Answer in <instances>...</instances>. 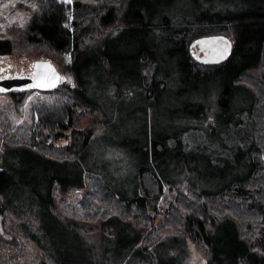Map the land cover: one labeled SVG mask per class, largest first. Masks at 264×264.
<instances>
[{"label":"trees","instance_id":"trees-1","mask_svg":"<svg viewBox=\"0 0 264 264\" xmlns=\"http://www.w3.org/2000/svg\"><path fill=\"white\" fill-rule=\"evenodd\" d=\"M192 1L199 6L198 18L177 20L173 27L172 37H181L186 48L182 49L183 61L178 66L193 71H200L202 66L204 70L230 71H224L229 76L222 79L219 106L227 109L238 92L246 101L240 112L246 115L242 140L246 142L249 172L235 176L216 192L180 190L170 184L168 190L174 196L165 209L160 205L167 185L151 168H142L137 174L133 199L117 195L92 172L81 173L78 182L70 186L63 178L53 180L48 192L53 198L58 192L64 200L72 190H84L80 218L64 219L86 227V233L112 232L118 226L131 230L136 241L133 250L140 256L135 264L153 257L167 231L179 237L184 233L196 242L208 255L209 264H264V0ZM145 8V2L136 0H0V58L49 59L63 74L61 84L51 91L2 93L9 101L0 107V157L4 149L24 150L58 164L60 169L81 158L96 132L111 127L102 119L84 124L85 118L95 117L100 109L85 94L83 84L94 79L93 71L106 74L115 60L145 96H150L154 85L164 87L160 60L146 45L136 38L129 42V50L135 54L128 64L120 53L129 50L118 49L126 48V38L113 41L117 32L131 31L138 36L159 27L147 20ZM16 15L25 18L23 26L13 23ZM212 34L232 37L233 53L221 64H200L191 57L189 44ZM111 51L120 52L116 59L111 58ZM90 52L94 57H89ZM33 92L39 93V98L28 106L30 127L15 126L17 114ZM25 130L29 135L23 141L17 140ZM62 139L67 143L56 147ZM2 174L4 171H0V177ZM57 180L59 185L53 187ZM54 208L57 210L56 203ZM0 212L6 223L9 214L6 210ZM9 233L10 240L0 234V264H24L22 258L30 243L26 234L30 233L21 234L14 228ZM36 249L45 257L46 253ZM47 258L57 264L52 257ZM47 258L41 264H48Z\"/></svg>","mask_w":264,"mask_h":264},{"label":"rangeland","instance_id":"rangeland-1","mask_svg":"<svg viewBox=\"0 0 264 264\" xmlns=\"http://www.w3.org/2000/svg\"><path fill=\"white\" fill-rule=\"evenodd\" d=\"M136 1L146 3L147 20L159 27L149 28L146 34L138 36L131 31L117 32L113 41L118 43L126 38V48L118 49L129 50V42L135 38L146 45L160 60L159 75L165 80L164 87L154 85L150 96H145L144 90L128 78L125 68L120 70L115 60L109 64L106 74L93 71L94 79L83 84L85 94L100 109L95 117L85 118L84 124L102 119L109 121L111 127L96 132L81 158L60 169L58 164L45 162L24 150L4 149L0 157V171H4L0 187L5 189L0 192V211L6 210L9 214L3 223L0 212V234L10 240L9 231L13 228L21 234L30 233L26 234L30 243L22 258L24 264H41L45 257H52L57 264H135L140 258L133 250L134 233L125 227L118 226L112 232L86 233V227L67 223L64 218H80L79 203L85 191L72 190L64 200L56 192L53 198L48 192L53 180L63 178L65 185L70 186L78 182L81 173L92 172L104 179L117 195L133 199L137 174L142 168H151L167 185L160 205L165 209L174 196L168 190L170 184L180 190L216 192L235 176L243 177L249 172L246 142L242 140L246 115L240 112L246 101L238 92L227 109L219 106L222 79L229 76L224 71H230L204 70L203 66L200 71H193L188 66L182 69L178 66L183 61L182 49L186 48L181 37H172L174 23L181 19L194 21L199 15V6L192 0ZM12 19L13 23L24 25L23 16ZM119 53L109 52L112 59ZM89 54L90 58L94 57L93 52ZM134 54L133 49L120 53L128 64ZM38 59L41 58H0V77L27 76L33 72V63ZM37 98V92L28 95L21 107L23 111L14 120L15 126L30 127L28 106ZM8 101L0 93V107ZM11 110L16 116L15 106ZM20 134L17 140L21 141L29 135L26 130ZM66 143L62 139L55 146ZM59 183L55 181L53 187ZM161 221L159 218L158 222ZM173 233L167 231L162 237L150 257L153 262L142 264H209L208 255L196 242L184 233H180L181 237ZM36 248L46 253L45 257ZM47 263L54 264L48 258Z\"/></svg>","mask_w":264,"mask_h":264},{"label":"water","instance_id":"water-1","mask_svg":"<svg viewBox=\"0 0 264 264\" xmlns=\"http://www.w3.org/2000/svg\"><path fill=\"white\" fill-rule=\"evenodd\" d=\"M188 49L196 62L203 65H218L231 57L234 42L224 34L205 35L192 40ZM62 79L63 74L52 61L38 59L34 61L33 72L30 75L0 77V93L28 90L51 91L61 84Z\"/></svg>","mask_w":264,"mask_h":264},{"label":"snow or ice","instance_id":"snow-or-ice-1","mask_svg":"<svg viewBox=\"0 0 264 264\" xmlns=\"http://www.w3.org/2000/svg\"><path fill=\"white\" fill-rule=\"evenodd\" d=\"M39 86V85H38Z\"/></svg>","mask_w":264,"mask_h":264}]
</instances>
